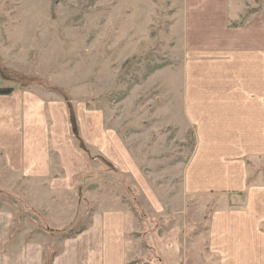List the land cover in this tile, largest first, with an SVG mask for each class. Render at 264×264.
<instances>
[{
  "label": "rangeland",
  "instance_id": "rangeland-1",
  "mask_svg": "<svg viewBox=\"0 0 264 264\" xmlns=\"http://www.w3.org/2000/svg\"><path fill=\"white\" fill-rule=\"evenodd\" d=\"M243 4L240 23L264 19V0ZM172 9V0H0V88L37 86L60 99L71 144L94 165L66 191L12 174L0 158V264H54L107 212L126 214V264H220L210 218L227 206L182 187L195 131L182 111ZM113 140L131 166L115 163Z\"/></svg>",
  "mask_w": 264,
  "mask_h": 264
},
{
  "label": "crops",
  "instance_id": "crops-1",
  "mask_svg": "<svg viewBox=\"0 0 264 264\" xmlns=\"http://www.w3.org/2000/svg\"><path fill=\"white\" fill-rule=\"evenodd\" d=\"M243 1L172 0L180 20L173 31L182 36V111L195 131L182 187L187 196L214 195L227 206L210 218L209 249L220 264H264V19L255 14L240 23ZM66 115L65 104L37 86L0 96V158L12 174L73 190L92 173L94 165L71 144ZM88 130L101 149L100 125ZM114 142L115 163L131 166V154ZM125 215L93 220L54 264H126Z\"/></svg>",
  "mask_w": 264,
  "mask_h": 264
},
{
  "label": "trees",
  "instance_id": "trees-1",
  "mask_svg": "<svg viewBox=\"0 0 264 264\" xmlns=\"http://www.w3.org/2000/svg\"><path fill=\"white\" fill-rule=\"evenodd\" d=\"M14 92V88H0V96H10Z\"/></svg>",
  "mask_w": 264,
  "mask_h": 264
}]
</instances>
